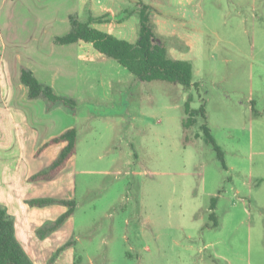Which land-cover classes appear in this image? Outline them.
Returning a JSON list of instances; mask_svg holds the SVG:
<instances>
[{
  "label": "rangeland",
  "instance_id": "374dc122",
  "mask_svg": "<svg viewBox=\"0 0 264 264\" xmlns=\"http://www.w3.org/2000/svg\"><path fill=\"white\" fill-rule=\"evenodd\" d=\"M86 1L81 17L85 8L98 16L134 9L123 22L94 26L139 38L138 0ZM142 1L156 41L193 63L200 87L142 81L80 42L59 86L72 91L77 114L55 111L59 127L78 129L77 153L58 179L23 189L52 198L71 191L75 212L43 237L37 230L60 215L42 222L25 249L35 264H264V0ZM34 3L8 4L7 57L25 59L45 30ZM189 97L191 109L205 104L207 119L185 127ZM44 133L39 139L54 132ZM52 152L27 158L26 170L45 167Z\"/></svg>",
  "mask_w": 264,
  "mask_h": 264
},
{
  "label": "crops",
  "instance_id": "0c3cea01",
  "mask_svg": "<svg viewBox=\"0 0 264 264\" xmlns=\"http://www.w3.org/2000/svg\"><path fill=\"white\" fill-rule=\"evenodd\" d=\"M12 1L0 0V205L5 206L14 217L16 236L24 248L27 249V246H29L27 241L35 243L37 237L36 229L43 224L42 222L47 219H55L64 213L67 207L64 205L60 206V204L43 207L30 206L26 200L45 197V195L40 193L27 194V192H23L24 187H26L24 185L26 183L39 185V183L52 182L58 179L66 172L75 156L56 178L47 181H29V177L32 174L45 168L55 159L61 150V145L57 144L49 147L39 157L34 155L36 150L51 137L72 127V124L66 127H59L62 124L60 118H63V114H55V111L60 109V107L48 111L46 103L42 99H29L28 87L20 79L21 68L22 66L31 68L40 81L51 84L61 94L72 96V91H64L63 93L60 91L59 86L62 84L60 79L63 73L66 74L65 69H68V67L72 68V56H76L79 53L80 42L56 44L54 37L65 35L69 32L71 28L70 14L78 13L81 17L82 15L79 13L80 4H86L87 1L34 0V4L38 6L40 13L47 20V24L45 30L37 37L36 43L34 42V51L29 53L25 59L18 52L15 53L16 56L12 54L7 57V44L5 43L2 30L10 19L7 6ZM89 13L98 16L93 13L92 9L85 8L81 19L87 20ZM111 15L114 16L115 14ZM99 23L104 22H96L92 25ZM66 112L70 117L76 116L68 113V111ZM48 130L54 133L39 139ZM50 151H53V155L45 167L33 171L26 170L28 163L32 159L34 161L40 160ZM26 152H28L27 155L25 154ZM27 158L28 163H25ZM19 187L22 188V191L19 190ZM60 198H72L71 191H68V194ZM54 209L57 210L55 211ZM72 217L66 222L72 221Z\"/></svg>",
  "mask_w": 264,
  "mask_h": 264
},
{
  "label": "trees",
  "instance_id": "16d2710c",
  "mask_svg": "<svg viewBox=\"0 0 264 264\" xmlns=\"http://www.w3.org/2000/svg\"><path fill=\"white\" fill-rule=\"evenodd\" d=\"M142 5L140 10L139 38L136 41H129L119 38L112 33L94 27L96 22L111 21L113 17L117 22L124 21L134 14V9H124L122 14H104L94 16L89 13L87 20L81 19L78 13L69 16L71 28L68 33L54 37L56 44H70L76 42H88L103 55L117 60L122 66L127 68L135 77L142 81L161 80L180 84L189 89L195 87L199 89V82L194 80V66L189 60L173 58L168 54L166 47L158 43L155 39L154 31L149 22L148 9L150 6L142 0H138ZM21 82L28 87L29 99H42L46 103L48 111L56 107H62L72 115L77 114L76 100L69 95L61 94L54 86L40 81L34 71L27 67L21 68ZM191 97L185 103L188 118L183 121L185 127H191L197 121L198 115L204 120L207 119L205 104L198 109H191ZM258 113V111L256 110ZM201 129L207 142L211 143L217 152V157L223 166L227 168L224 152L217 144L211 129L204 121ZM61 145V150L55 159L45 168L37 171L29 177V181H47L56 178L68 165L69 161L76 155L78 147V130L72 126L58 135L45 141L34 153L35 157L42 155L49 147ZM30 206L43 207L52 204H60L67 207L50 226L41 227L37 230L40 236L43 230H53L63 225L74 215L76 201L74 198H52L39 197L26 200ZM215 199L212 202V208ZM214 215V214H212ZM217 224V223H216ZM63 248L61 247L57 253ZM0 264H35L28 255L22 243L16 236L14 217L8 209L0 205ZM215 264H219L215 261Z\"/></svg>",
  "mask_w": 264,
  "mask_h": 264
}]
</instances>
